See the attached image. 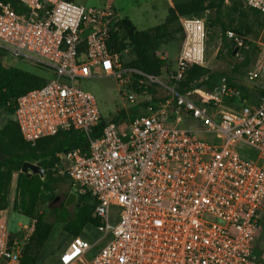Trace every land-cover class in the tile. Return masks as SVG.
<instances>
[{
    "label": "built area",
    "instance_id": "built-area-1",
    "mask_svg": "<svg viewBox=\"0 0 264 264\" xmlns=\"http://www.w3.org/2000/svg\"><path fill=\"white\" fill-rule=\"evenodd\" d=\"M19 1L22 13L0 0V48L51 73L15 104L26 141L71 128L92 132L103 115L82 86L90 78L115 77L129 90L125 101L145 109L135 117L125 110L128 123L109 122L86 151L59 155L74 189L97 201L103 242L92 254L95 243L73 237L59 264H264V252L255 248L264 228V96L258 105L244 99L233 108L227 101L243 93L226 77L214 91L179 90L188 69L205 63V19L181 17L185 36L175 67L151 74L126 64L129 48L109 50L120 18L111 2ZM247 3L264 13V0ZM226 34L234 46L249 48L246 37ZM257 49L245 79L264 89V42ZM187 117L204 128L181 127ZM22 227L12 233L0 220V264H20L33 222Z\"/></svg>",
    "mask_w": 264,
    "mask_h": 264
},
{
    "label": "trees",
    "instance_id": "trees-1",
    "mask_svg": "<svg viewBox=\"0 0 264 264\" xmlns=\"http://www.w3.org/2000/svg\"><path fill=\"white\" fill-rule=\"evenodd\" d=\"M2 1L11 4L13 9L19 13L27 10L19 0ZM173 1L175 2L174 6L169 8L164 23L149 30H138L129 18L120 17L118 20L119 29L112 34L108 42L109 50L112 53H121L129 48L132 58L126 60V64L140 68L144 72L151 74L170 72L173 69L171 53L176 51L180 53L185 36L183 27L178 25L179 18L181 16L193 17L200 15L205 10H214L218 14L214 22L219 24L223 32V44L228 48L227 54L234 62L233 69L228 74L225 71H213L203 65H194L188 69L185 79L179 85V90L186 93L192 89L204 87L208 91H214L220 85L221 79L226 77L231 85L240 88L243 93L241 98L227 101L229 106L239 109L243 106L244 99H247L251 105H258L264 96V89L258 85L251 87V85L239 84L235 81L237 74H244V67L255 63L258 49L254 47L251 51H246L243 60L238 62V53L234 54L236 46L226 34L230 29L240 35L247 32V26L236 25L233 17V14L237 13L246 18L250 16L242 13L244 11L237 6L239 3L242 4V1L229 0L230 3H227V0ZM251 9L254 13L261 12L256 8L251 7ZM161 51H166L168 55L165 58L160 57L158 52ZM3 55L4 50L0 48V117L3 113L8 115L6 121L0 125V149L7 155L6 158L0 160V211L8 208L13 175L18 173L13 209L34 220L32 234L24 248L20 264H37L42 249L56 223L63 224V230L70 236L69 241L76 236H82L89 240L85 231L86 227L97 228L101 224L100 219L94 215L97 201L85 189L79 191L84 196L83 202L80 205L75 204L73 210L65 206V200L51 207L54 221L48 220L46 215L40 211L41 205L57 200V191L62 180L54 175L52 169L60 161L59 154L74 149L86 151L90 138L101 136L104 127L109 122L125 126L129 118L126 111L122 109L113 113L108 119L102 116L99 125L90 133L71 128L53 136L44 137L36 144H32L22 136L14 117L15 104L22 94L46 84L51 73L44 67L42 69L48 72L50 77H44L15 66L6 67L2 61ZM140 109L141 105L132 108V117H135ZM251 158L255 159L254 155ZM26 161L39 162L45 169L44 177L39 174L29 176L22 172L23 164ZM69 185L71 191L74 184L70 182ZM54 262L59 264L58 256Z\"/></svg>",
    "mask_w": 264,
    "mask_h": 264
},
{
    "label": "rangeland",
    "instance_id": "rangeland-1",
    "mask_svg": "<svg viewBox=\"0 0 264 264\" xmlns=\"http://www.w3.org/2000/svg\"><path fill=\"white\" fill-rule=\"evenodd\" d=\"M78 3L84 4L86 6H102L107 2H111L121 18H129L138 30H149L159 24L164 23L166 16L168 14L169 6H167L168 0H75ZM185 0H176V2H183ZM242 4L239 3L237 6L239 9H242L247 15H250L246 18L241 14H233L235 18L236 25H246L247 32H243L242 36L246 37V40L249 43V48H238V59L240 62L243 60L246 51H251L254 47L258 48L259 42H264V13L256 12L251 9V6L247 3V0H240ZM175 3L174 1H172ZM230 3L229 0L226 1ZM241 6V7H240ZM254 8V7H252ZM259 10V9H258ZM217 13L214 10H205L200 15H196V17L204 18L207 25V41H206V59L203 66L208 67L213 71H225L228 74L231 73L234 62L229 57L228 48L223 44V32L218 23H215ZM183 17V16H181ZM181 17L178 20V25H181ZM229 39V38H228ZM4 50V49H3ZM172 51V50H171ZM158 52L159 56H165L164 53ZM219 53V56H217ZM236 53V54H237ZM131 55L129 54L128 60H131ZM2 61L6 67L15 66L22 68L24 70L30 71L32 73H36L38 75L44 77H50L49 73L42 69L41 65L32 63L30 61L21 59L9 53V51L4 50V55ZM252 64L244 67L243 75H236L235 81L237 83H245L248 85L254 86L255 83H248L246 81V75L249 70L252 68ZM257 84V83H256ZM82 86L88 91H91L97 98L100 110L102 115L105 118H109L119 110H128L131 112V109L134 107L130 103L125 101L123 93H128V88L126 86H120L117 83L115 77L112 76H103V77H94L87 80L82 81ZM201 89H205L201 87ZM206 90V89H205ZM156 94H165L163 91H155ZM144 99H150V97H139L140 101H144ZM145 109H140L138 112H144ZM8 115L3 113L0 117V125H2ZM181 127L196 129V128H204L203 125L193 119L192 117L185 118L184 122L181 124ZM206 138H212L211 135L201 134ZM252 154H254V158H256L257 152L254 150H250ZM60 155V154H59ZM252 156V155H251ZM264 162V160H262ZM65 160L63 157H60V161L56 163L55 167L52 169L54 175L62 180L60 183L59 190L57 191V200L52 203L43 204L40 207V211L46 215L48 220L54 221V217L51 215V207H54L61 202L63 196H67L70 192V179L65 176L64 171ZM17 178L18 173L13 175L10 195H9V204L8 208L1 212L0 220L4 223L7 230L12 233H18L22 230V226L26 224L34 223V220L29 219L25 215L14 211L13 202L16 196V186H17ZM75 204L70 206V209L73 210ZM86 233L89 237V240L95 243V247L93 249L92 254H95L103 245V242H100L102 234L99 230H97L94 226H87ZM70 236L63 230V224L56 223L54 226V230L50 235L48 241L42 249L40 258L37 264H58V262H54L57 259L59 253L65 248V244L69 241ZM255 248L264 252V228L260 231L259 235L255 241ZM90 256L89 258H91ZM54 262V263H53Z\"/></svg>",
    "mask_w": 264,
    "mask_h": 264
},
{
    "label": "water",
    "instance_id": "water-1",
    "mask_svg": "<svg viewBox=\"0 0 264 264\" xmlns=\"http://www.w3.org/2000/svg\"><path fill=\"white\" fill-rule=\"evenodd\" d=\"M238 51V47H236L234 54ZM221 89L218 88L217 91L219 92ZM7 155L0 149V160L6 158ZM22 172L27 173L29 176L33 174H39L41 177L45 175V169L40 165L39 162H31L26 161L23 164ZM65 197V196H63ZM84 200V196L79 193L77 189L72 188L69 194L65 198V206L70 207L73 204L80 205Z\"/></svg>",
    "mask_w": 264,
    "mask_h": 264
},
{
    "label": "crops",
    "instance_id": "crops-1",
    "mask_svg": "<svg viewBox=\"0 0 264 264\" xmlns=\"http://www.w3.org/2000/svg\"><path fill=\"white\" fill-rule=\"evenodd\" d=\"M173 0H168L167 1V6H169V7H173L174 6V3L172 2ZM162 53H164L165 54V56H160V57H162V58H165L168 54L166 53V51H163ZM178 56H179V52H173V53H171V61H172V64H173V68L175 67V65H176V62H177V58H178ZM135 107H137V106H135ZM135 107H133V108H135Z\"/></svg>",
    "mask_w": 264,
    "mask_h": 264
},
{
    "label": "flooded vegetation",
    "instance_id": "flooded-vegetation-1",
    "mask_svg": "<svg viewBox=\"0 0 264 264\" xmlns=\"http://www.w3.org/2000/svg\"><path fill=\"white\" fill-rule=\"evenodd\" d=\"M65 198H66V197H63V199H62L61 201L65 200ZM59 203H60V202H59Z\"/></svg>",
    "mask_w": 264,
    "mask_h": 264
}]
</instances>
